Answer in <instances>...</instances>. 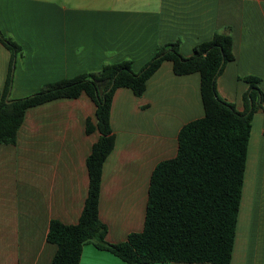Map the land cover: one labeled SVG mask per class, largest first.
Returning <instances> with one entry per match:
<instances>
[{
  "label": "crops",
  "instance_id": "0c3cea01",
  "mask_svg": "<svg viewBox=\"0 0 264 264\" xmlns=\"http://www.w3.org/2000/svg\"><path fill=\"white\" fill-rule=\"evenodd\" d=\"M229 32L234 59L217 79L218 95L244 112L245 77L264 92V0H0V32L21 48L11 98L44 86L131 61L139 72L158 48L179 42L190 57L195 46ZM11 52L0 43V93ZM199 73L176 75L164 61L137 97L115 91L110 125L114 148L101 177L99 219L106 241L125 242L144 229L150 179L173 159L178 134L203 118ZM96 106L82 93L29 108L14 145H0V264H51V221L77 224L89 189L87 158L100 134ZM247 231V232H246ZM79 264H128L94 244ZM190 264V263H151ZM231 264H264V111L253 116L245 179Z\"/></svg>",
  "mask_w": 264,
  "mask_h": 264
},
{
  "label": "trees",
  "instance_id": "16d2710c",
  "mask_svg": "<svg viewBox=\"0 0 264 264\" xmlns=\"http://www.w3.org/2000/svg\"><path fill=\"white\" fill-rule=\"evenodd\" d=\"M0 43L11 52V63L0 93V145H14L29 108L58 98L85 93L96 106V125L88 119L86 132L100 134L87 158L89 189L77 224L53 220L48 242L57 246L51 264H79L86 244H94L128 264L190 263L231 264L245 179L246 159L254 114L264 111L260 79L245 77L244 112L220 98L217 79L234 59L233 39L217 32L193 49L190 57L179 52V42L165 44L139 71L131 61L107 64L98 72L48 84L37 93L12 99L15 61L20 46L0 32ZM164 61L176 75L199 73L203 118L186 124L178 134L177 155L160 162L152 172L144 229L125 242L106 241L107 226L99 219L103 165L114 148L110 125L113 95L129 88L137 97Z\"/></svg>",
  "mask_w": 264,
  "mask_h": 264
},
{
  "label": "rangeland",
  "instance_id": "374dc122",
  "mask_svg": "<svg viewBox=\"0 0 264 264\" xmlns=\"http://www.w3.org/2000/svg\"><path fill=\"white\" fill-rule=\"evenodd\" d=\"M13 99V98H12ZM247 232V231H246Z\"/></svg>",
  "mask_w": 264,
  "mask_h": 264
}]
</instances>
